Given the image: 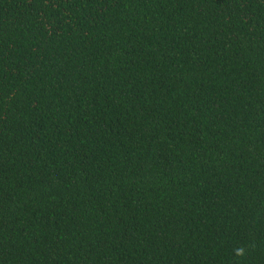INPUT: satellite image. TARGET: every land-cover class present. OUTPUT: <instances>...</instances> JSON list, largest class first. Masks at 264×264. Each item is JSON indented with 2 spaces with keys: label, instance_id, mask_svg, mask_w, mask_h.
Masks as SVG:
<instances>
[{
  "label": "trees",
  "instance_id": "obj_1",
  "mask_svg": "<svg viewBox=\"0 0 264 264\" xmlns=\"http://www.w3.org/2000/svg\"><path fill=\"white\" fill-rule=\"evenodd\" d=\"M0 264H264V0H0Z\"/></svg>",
  "mask_w": 264,
  "mask_h": 264
}]
</instances>
